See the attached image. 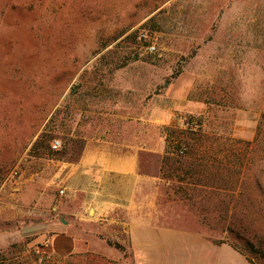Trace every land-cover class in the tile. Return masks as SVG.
<instances>
[{"label":"rangeland","instance_id":"1","mask_svg":"<svg viewBox=\"0 0 264 264\" xmlns=\"http://www.w3.org/2000/svg\"><path fill=\"white\" fill-rule=\"evenodd\" d=\"M97 92L126 97L124 133L170 132L144 160L163 179L158 253L99 231L56 256L24 235L36 214L0 221V264H264V0H0V200L34 207L46 159L79 157L107 120Z\"/></svg>","mask_w":264,"mask_h":264},{"label":"crops","instance_id":"2","mask_svg":"<svg viewBox=\"0 0 264 264\" xmlns=\"http://www.w3.org/2000/svg\"><path fill=\"white\" fill-rule=\"evenodd\" d=\"M96 95L101 93L92 96L88 109L102 107L107 120L86 135L79 158L46 159L37 173L39 191L34 207L26 209L11 197L15 194L11 192L10 197L0 200V221L37 214L38 225L29 224L24 235L37 242L47 239L56 256H69L82 246L90 250L89 240L96 238L99 231L119 241L129 238L133 254L142 261L141 256L158 253L152 240L158 238L163 195L159 168L147 170L144 160L150 155L169 154L168 133L164 137H144L140 127L124 133L121 127L126 97ZM174 113L175 109L156 106L151 120L155 125L168 124ZM131 123L136 128L137 123L141 124L140 116ZM13 237L7 234L5 239Z\"/></svg>","mask_w":264,"mask_h":264},{"label":"built area","instance_id":"3","mask_svg":"<svg viewBox=\"0 0 264 264\" xmlns=\"http://www.w3.org/2000/svg\"><path fill=\"white\" fill-rule=\"evenodd\" d=\"M139 36L141 39L144 38L146 49L150 50L151 52H154L157 50V45H156V41L154 38L148 36L147 34H145L143 32H141ZM51 145H52V148L54 150H59L62 146V142L60 139L56 138L52 141ZM185 150H186V148L183 147L180 150V153H185Z\"/></svg>","mask_w":264,"mask_h":264},{"label":"trees","instance_id":"4","mask_svg":"<svg viewBox=\"0 0 264 264\" xmlns=\"http://www.w3.org/2000/svg\"><path fill=\"white\" fill-rule=\"evenodd\" d=\"M171 128H172V127H169V130H170ZM195 129H196V127L194 126V123H189L188 126H187V129H186L185 131H187V132H191V133H192V131L195 130ZM185 131H184V132H185ZM174 132H175V131H174ZM42 135H43V136H42V138H43L44 135H46V134L43 133ZM169 136H170V132H168V135H167V138H166L167 143H168V142L170 141V139H171ZM40 143H41V141H40V142H37L36 145H39ZM184 146H185L186 149H187V146L185 145V143H184ZM80 154H81V153H80ZM79 156H80V155H79ZM78 158H79V157H78ZM78 158H77V159H78ZM110 244H112V243L110 242ZM115 245H116L117 247H120V245L117 244V243H115Z\"/></svg>","mask_w":264,"mask_h":264}]
</instances>
